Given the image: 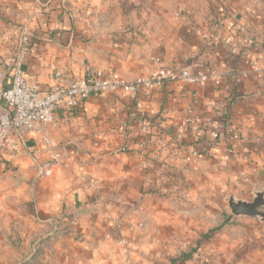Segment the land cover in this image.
Segmentation results:
<instances>
[{
	"label": "crops",
	"instance_id": "crops-1",
	"mask_svg": "<svg viewBox=\"0 0 264 264\" xmlns=\"http://www.w3.org/2000/svg\"><path fill=\"white\" fill-rule=\"evenodd\" d=\"M80 3L84 0H0V67L7 73L3 86L9 83L23 28L32 37L25 76L43 88L55 84L61 69L81 76L95 67L133 81L155 73L170 75L183 66L184 57L195 65L214 63L227 76L219 86L167 79L142 102L144 113L137 98L122 94H99L76 109L59 110L46 129L59 156L51 163L50 175L42 172L50 152L40 136L17 135V149L0 153V264H151L146 250L151 238L145 231L150 222L141 217L145 212L140 201L152 196L148 190L156 178L155 164L171 167L187 180L196 157L212 166H237L244 177L250 167L264 173V59L255 43L247 45L246 39L234 56L215 44L209 47L207 39V45L202 43L190 28L187 39L182 37L178 25L175 46L169 33L161 35L157 57L151 42L130 46L115 39L108 44L96 37L87 40L99 31L77 28L81 20L74 17L75 5ZM132 16L122 14L121 23L104 17L114 22L115 33L109 35L117 37L120 27L134 22ZM89 17L85 14L84 20ZM244 72L247 76L240 82L233 78ZM202 147L209 149L210 157L200 154ZM10 165L18 166V172H11ZM55 216H61L70 231L58 232L50 241L51 232L59 228L55 226L45 235L49 238L38 237L37 231ZM28 230H36L31 240ZM11 231L20 236L11 240ZM44 239L50 249L42 245ZM24 244L33 250L30 255L22 253Z\"/></svg>",
	"mask_w": 264,
	"mask_h": 264
},
{
	"label": "rangeland",
	"instance_id": "rangeland-1",
	"mask_svg": "<svg viewBox=\"0 0 264 264\" xmlns=\"http://www.w3.org/2000/svg\"><path fill=\"white\" fill-rule=\"evenodd\" d=\"M85 1L75 5L77 14L74 17L81 20V24L76 23L77 28L85 32L87 26L99 31L87 40L96 41L97 38L108 44L115 39L130 46L151 42L156 44L153 54L160 57V41L163 40L160 36L169 33L168 38L175 46L174 32L181 25L182 37L187 39L189 33L186 29L190 28L202 43L207 45L210 42L209 47L215 44L234 56L247 39V45L253 42L263 51L261 56L264 59V0H117L118 4L111 2L110 5H93L94 1L88 0L89 10ZM128 12L133 13L134 22L120 27L117 37L110 36L115 30H112L114 22H109L108 18L113 16L121 23L122 14ZM85 14L90 16L89 21L84 20ZM148 14L151 18L147 19ZM91 16L100 17L94 19ZM106 16L108 18L103 20ZM190 60V57H184L183 66L193 67L195 61ZM199 151L207 157L212 154L206 147ZM196 158L194 169L188 172L189 180L168 167L169 173L175 176L174 181L169 183L155 178L148 190L152 196L140 201L145 212L141 217L150 222L145 231L151 238V245L146 246L151 264H264V220L260 216L235 215L229 206L231 196L253 201L257 192H264V173L250 167L244 177L237 166H212L205 163L207 159ZM10 166L7 168L11 172H18V166ZM166 209L167 213L164 212ZM261 210L264 211V206ZM55 217L49 226L45 223L46 226L37 231V236L49 238L45 235L55 226L59 228L57 233L51 232L50 241L52 236L58 237V232L70 231L69 224L62 222L61 216ZM35 231L28 230L30 240L34 237L30 234ZM10 235L11 240L14 235L15 239L20 236L12 231ZM50 241L44 239L42 245L50 249ZM31 251L24 244L22 253L30 255Z\"/></svg>",
	"mask_w": 264,
	"mask_h": 264
},
{
	"label": "built area",
	"instance_id": "built-area-1",
	"mask_svg": "<svg viewBox=\"0 0 264 264\" xmlns=\"http://www.w3.org/2000/svg\"><path fill=\"white\" fill-rule=\"evenodd\" d=\"M31 41L30 31L23 28L10 65L11 74L7 86H3L7 73L0 67V153L17 149V135H38L44 148L50 152L47 168L42 171L45 175L52 173L51 163L59 159L58 154L53 152L51 139L46 131L47 127L55 122L59 110L76 109L89 98L99 94H122L137 98L138 107L144 113L142 102L152 98L154 91L161 88L167 79L191 85L212 82L219 86L227 76V73L211 62L193 67L182 66L170 75L155 73L133 81L126 80L116 71L107 74L101 69L88 67L81 76L62 69L57 70L55 84L43 88L38 83L30 82L25 76V62ZM246 76L244 72L242 75H234L233 78L240 82ZM185 126L181 128L184 129ZM213 128L217 130L218 124H214ZM196 131L199 132V129ZM233 132L234 129L230 130L231 134ZM155 165L157 167L154 168V173L157 179L161 178L169 183L174 181L175 176L169 173L168 167ZM144 166L148 167L147 164Z\"/></svg>",
	"mask_w": 264,
	"mask_h": 264
},
{
	"label": "water",
	"instance_id": "water-1",
	"mask_svg": "<svg viewBox=\"0 0 264 264\" xmlns=\"http://www.w3.org/2000/svg\"><path fill=\"white\" fill-rule=\"evenodd\" d=\"M229 206L235 215L260 216L264 220V192H257L253 201L237 200L234 196L229 198Z\"/></svg>",
	"mask_w": 264,
	"mask_h": 264
},
{
	"label": "trees",
	"instance_id": "trees-1",
	"mask_svg": "<svg viewBox=\"0 0 264 264\" xmlns=\"http://www.w3.org/2000/svg\"><path fill=\"white\" fill-rule=\"evenodd\" d=\"M202 139H203V137H197V140L196 141H199L200 142Z\"/></svg>",
	"mask_w": 264,
	"mask_h": 264
}]
</instances>
